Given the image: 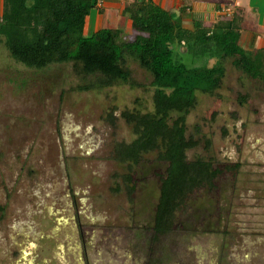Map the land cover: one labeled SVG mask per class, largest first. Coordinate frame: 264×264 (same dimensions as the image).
Listing matches in <instances>:
<instances>
[{"label":"rangeland","instance_id":"obj_1","mask_svg":"<svg viewBox=\"0 0 264 264\" xmlns=\"http://www.w3.org/2000/svg\"><path fill=\"white\" fill-rule=\"evenodd\" d=\"M223 65L186 115V157L238 168L196 192L187 223L154 247L165 165L141 160L130 202L112 158L132 139L121 114L151 109L149 74L129 60V82L106 87L70 64L26 68L0 44V264H264V87Z\"/></svg>","mask_w":264,"mask_h":264},{"label":"trees","instance_id":"obj_2","mask_svg":"<svg viewBox=\"0 0 264 264\" xmlns=\"http://www.w3.org/2000/svg\"><path fill=\"white\" fill-rule=\"evenodd\" d=\"M93 7L91 0H2L0 44L26 68L70 64L76 76L95 75L106 87L129 82V60L149 74L151 109L121 114L132 139L115 143L112 158L125 167L121 178L130 202L141 160L154 155L165 165L148 230L155 247L181 230L196 192L214 190L221 175L238 168L201 157L187 159L186 152L197 141L186 135L185 119L197 94L211 95L220 88L226 59L264 87V47L248 51L240 46L239 17L213 25L194 20L186 27L151 0H133L125 6L123 15L134 31L130 37L120 29L103 28L86 36L85 20Z\"/></svg>","mask_w":264,"mask_h":264},{"label":"crops","instance_id":"obj_3","mask_svg":"<svg viewBox=\"0 0 264 264\" xmlns=\"http://www.w3.org/2000/svg\"><path fill=\"white\" fill-rule=\"evenodd\" d=\"M133 0H91L94 7L86 17L84 35L93 28L99 29L132 28L129 18L123 15L124 8ZM156 6L181 19L189 27L192 21L213 25L232 17L240 18L239 44L244 50H257L264 47V0H151ZM0 0V14H1ZM101 2V6H99ZM230 10V16L223 11ZM92 14V15H91ZM124 24L123 29L121 28ZM103 26V27H102Z\"/></svg>","mask_w":264,"mask_h":264},{"label":"built area","instance_id":"obj_4","mask_svg":"<svg viewBox=\"0 0 264 264\" xmlns=\"http://www.w3.org/2000/svg\"><path fill=\"white\" fill-rule=\"evenodd\" d=\"M99 6H101V2H99ZM226 14L225 15H227V16H230V10L229 9H225V10H223Z\"/></svg>","mask_w":264,"mask_h":264}]
</instances>
